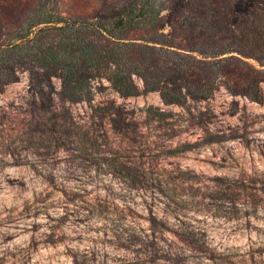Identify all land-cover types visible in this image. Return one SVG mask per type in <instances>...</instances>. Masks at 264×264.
<instances>
[{
	"label": "rangeland",
	"instance_id": "374dc122",
	"mask_svg": "<svg viewBox=\"0 0 264 264\" xmlns=\"http://www.w3.org/2000/svg\"><path fill=\"white\" fill-rule=\"evenodd\" d=\"M0 264H264V0H0Z\"/></svg>",
	"mask_w": 264,
	"mask_h": 264
},
{
	"label": "trees",
	"instance_id": "16d2710c",
	"mask_svg": "<svg viewBox=\"0 0 264 264\" xmlns=\"http://www.w3.org/2000/svg\"><path fill=\"white\" fill-rule=\"evenodd\" d=\"M132 17L130 15L129 12L125 13L124 15L114 18V20L112 21V25L114 26H123V24L125 23V21L130 20ZM109 26H105L104 28H107ZM103 28V27H102Z\"/></svg>",
	"mask_w": 264,
	"mask_h": 264
}]
</instances>
